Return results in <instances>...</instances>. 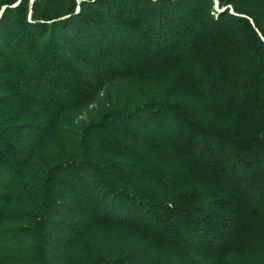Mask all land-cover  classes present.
<instances>
[{"label":"trees","instance_id":"1","mask_svg":"<svg viewBox=\"0 0 264 264\" xmlns=\"http://www.w3.org/2000/svg\"><path fill=\"white\" fill-rule=\"evenodd\" d=\"M0 264H264V0H0Z\"/></svg>","mask_w":264,"mask_h":264}]
</instances>
